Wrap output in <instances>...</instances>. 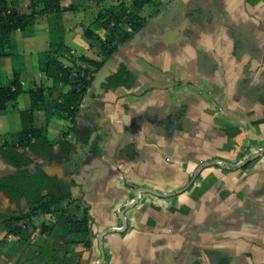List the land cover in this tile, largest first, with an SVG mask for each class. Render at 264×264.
I'll return each mask as SVG.
<instances>
[{
	"label": "crops",
	"instance_id": "1",
	"mask_svg": "<svg viewBox=\"0 0 264 264\" xmlns=\"http://www.w3.org/2000/svg\"><path fill=\"white\" fill-rule=\"evenodd\" d=\"M14 2L25 8L30 0ZM118 2L133 0H60L69 7L61 13L65 65L85 66L82 55L102 58L85 30L104 38L94 20ZM140 14L145 29L113 57L131 83L100 93L88 87L74 122L96 131L95 139L70 133L71 159L47 166L75 181L71 198L50 211L36 209L27 239L9 233L0 216V264H94L100 234L102 264H264V0H155ZM53 17L39 14L9 36V50L24 57L26 69L24 91L0 114V143L21 130L30 88L43 83L48 99L69 88L40 61L50 49ZM12 76V57L1 56L0 86ZM33 117L51 140L71 124L64 116L47 119L43 108ZM13 171L0 157V177ZM137 188L166 195L143 189L133 203ZM84 208L88 245V237L63 231Z\"/></svg>",
	"mask_w": 264,
	"mask_h": 264
},
{
	"label": "trees",
	"instance_id": "2",
	"mask_svg": "<svg viewBox=\"0 0 264 264\" xmlns=\"http://www.w3.org/2000/svg\"><path fill=\"white\" fill-rule=\"evenodd\" d=\"M150 2L155 3V0H133L130 5L118 2L102 7L94 24L106 30L105 37H100L91 27L85 30L88 37L99 43L102 58L97 60L82 55L80 59L85 66H69L60 59V56L69 53L64 42L65 28L61 20L62 11L69 7L61 5L60 0H30L25 8L17 5L14 0H0V57L10 55L13 60V76L7 84L0 86V114L7 112L10 103L15 102L24 91L21 81L26 69L24 57L9 50V36L16 29L23 30L33 25L39 14L54 15L50 25V49L40 54L43 70L54 82L69 85L67 91L53 99L47 98L48 87L43 83L30 88V106L20 112L21 130L12 134L11 141L0 143V157L14 168L13 172L0 177V196L15 205L6 212L0 210L9 233L27 239L29 235L26 234V229L32 224L36 209L50 211L54 205L71 198L75 181L50 173L47 166L52 162L63 163L71 159L75 143L68 138L70 133L75 135L76 140L88 142L93 130L88 127L80 128L74 122L75 116L80 112V103L88 87L92 86L95 73L109 58L115 56L122 44L145 29L146 18L140 14V9ZM131 81L129 70L123 63H119L103 86L109 89L129 85ZM37 108L45 110L47 119L64 116L71 121L62 130L58 140H51L45 127L34 125L33 112ZM93 151L98 152L95 144ZM90 223V215L87 208H84L82 216L73 215L65 223L64 234L88 237L84 240L88 245L91 238Z\"/></svg>",
	"mask_w": 264,
	"mask_h": 264
},
{
	"label": "water",
	"instance_id": "3",
	"mask_svg": "<svg viewBox=\"0 0 264 264\" xmlns=\"http://www.w3.org/2000/svg\"><path fill=\"white\" fill-rule=\"evenodd\" d=\"M115 67L113 65V58H109L104 64L103 66L95 73L94 75V78H93V81H92V86H94L95 88V91L96 93H100V92H104L105 88L103 86V84L106 82L107 78L115 71ZM84 89V87L82 88ZM96 131H93L91 134H90V137H89V142L92 143L93 140L95 139L96 137ZM262 154V152H259V153H256L248 158H246L244 161H243V164L245 163H248L249 161L259 157L260 155ZM220 164H223V162H219ZM204 164H201V166H199V169L203 166ZM47 170L50 172V169L47 168ZM51 173V172H50ZM146 190V191H149V192H152V193H155V194H159V195H166V194H163V193H159L151 188H137L136 191H135V199L133 201L136 202L138 200V196H139V193L141 190ZM11 206H15L13 203H10L6 198L3 200L2 203H0V207L3 208L4 206H8L10 205ZM124 213H125V210H122L120 212V218L124 220ZM124 229L123 228H118V230H122ZM98 241H99V248H100V257L97 259V261L94 263V264H102L103 260H104V248H103V245H102V234H100L98 236ZM212 258H214V256L212 255Z\"/></svg>",
	"mask_w": 264,
	"mask_h": 264
}]
</instances>
